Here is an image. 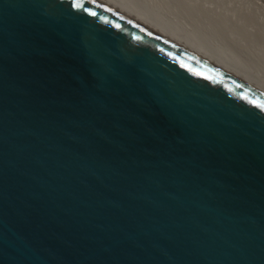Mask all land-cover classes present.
Masks as SVG:
<instances>
[{
	"label": "water",
	"instance_id": "water-1",
	"mask_svg": "<svg viewBox=\"0 0 264 264\" xmlns=\"http://www.w3.org/2000/svg\"><path fill=\"white\" fill-rule=\"evenodd\" d=\"M0 264H264V68L148 0H0Z\"/></svg>",
	"mask_w": 264,
	"mask_h": 264
},
{
	"label": "bare ground",
	"instance_id": "bare-ground-1",
	"mask_svg": "<svg viewBox=\"0 0 264 264\" xmlns=\"http://www.w3.org/2000/svg\"><path fill=\"white\" fill-rule=\"evenodd\" d=\"M148 1L171 10L181 19L189 20L191 22L189 25L198 31L220 38L233 49L251 55L264 68V30L252 26L249 14L240 15V13V16L236 17L234 13L229 14L230 12L226 9L231 4L226 8L219 5L216 8H211L203 4L206 0L199 2L200 5L198 3L193 5L191 2H184L183 0ZM259 12L264 13V11Z\"/></svg>",
	"mask_w": 264,
	"mask_h": 264
},
{
	"label": "rangeland",
	"instance_id": "rangeland-1",
	"mask_svg": "<svg viewBox=\"0 0 264 264\" xmlns=\"http://www.w3.org/2000/svg\"><path fill=\"white\" fill-rule=\"evenodd\" d=\"M183 1L184 2H191L193 5H196V3L199 4V2L200 3L202 2V0L201 1L200 0H195L194 2L192 0H183ZM217 2H218V4H217ZM227 2H228V4H227ZM203 4L205 6H208V7H211V8H216L217 5L221 6L222 8L223 7L226 8L227 6H229L231 4L230 7L226 8L230 12L229 14H233L234 13L236 17H238V16H240L242 14L243 15L249 14L252 26L253 27L257 26V29L261 28L262 30H264V28H263L264 27L263 26L264 25V15H263L264 13L259 12V11H264V8H262V6H264V0H216V1H214V0H206L205 2H203ZM246 12H248V13H246ZM182 20L184 22H186L187 24H191V22L189 20H185V19H182ZM258 23H260V24H258Z\"/></svg>",
	"mask_w": 264,
	"mask_h": 264
}]
</instances>
